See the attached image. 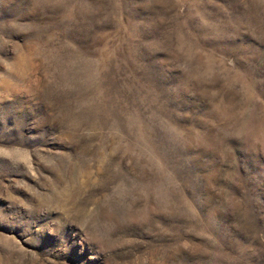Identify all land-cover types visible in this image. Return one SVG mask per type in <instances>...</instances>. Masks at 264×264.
Masks as SVG:
<instances>
[{
    "label": "rangeland",
    "instance_id": "rangeland-1",
    "mask_svg": "<svg viewBox=\"0 0 264 264\" xmlns=\"http://www.w3.org/2000/svg\"><path fill=\"white\" fill-rule=\"evenodd\" d=\"M0 264H264V0H0Z\"/></svg>",
    "mask_w": 264,
    "mask_h": 264
}]
</instances>
